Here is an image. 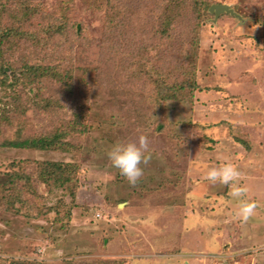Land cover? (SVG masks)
Instances as JSON below:
<instances>
[{"label":"rangeland","instance_id":"1","mask_svg":"<svg viewBox=\"0 0 264 264\" xmlns=\"http://www.w3.org/2000/svg\"><path fill=\"white\" fill-rule=\"evenodd\" d=\"M22 1L34 35L0 40L8 83L51 74L0 85V264H264V0ZM21 5L0 0L5 25ZM141 134L132 187L107 152ZM224 162L258 204L247 222L205 179Z\"/></svg>","mask_w":264,"mask_h":264},{"label":"clouds","instance_id":"2","mask_svg":"<svg viewBox=\"0 0 264 264\" xmlns=\"http://www.w3.org/2000/svg\"><path fill=\"white\" fill-rule=\"evenodd\" d=\"M107 157L111 166L119 171L130 186L135 187L144 175L141 165H147L151 159L148 137L141 134L137 141L117 142L107 152ZM241 175L236 165L224 162L218 167L209 168L205 179L212 183L219 182L229 190L228 195L238 202L236 217L247 222L254 216L258 204L245 198L249 189L239 183Z\"/></svg>","mask_w":264,"mask_h":264},{"label":"trees","instance_id":"3","mask_svg":"<svg viewBox=\"0 0 264 264\" xmlns=\"http://www.w3.org/2000/svg\"><path fill=\"white\" fill-rule=\"evenodd\" d=\"M15 2L21 3L22 5L20 7H18L17 9L20 11L21 10V14L19 16V14L11 15V24L5 25L3 22V20H1L0 18V40L2 38H9L10 36H16L17 34H19V30H21V32L23 33V36H27V34L29 36L34 35V34H30L27 33L28 31L25 30L23 28L24 23L26 22L25 18H27L29 16L28 10L27 8H29L30 11H33V6H30L27 3H22V0H13ZM32 9V10H31ZM35 12V11H34ZM1 15V14H0ZM14 18V19H13ZM3 21V22H2ZM18 21L17 23H19V25L17 23H14ZM15 24V25H14ZM22 28H21V26ZM22 36V37H23ZM1 44H0V85H14V87H17V85L21 82V74L22 76H24V78H29L30 75L34 74L36 76H42V75H50L51 71L49 70V68L46 67H42L39 66V68L33 69L34 66H31L29 63H23L22 67L20 68V75H17L15 73L12 74V78H14L15 80H12L10 83H8V78L9 75H7L4 72V59H2V49H1ZM53 69V68H52ZM39 71V74H36V72ZM4 76H3V75ZM55 76H57V78H62V74L60 73H54ZM3 76V77H1ZM36 76L31 77V79L29 78L28 82H32L34 80H36ZM56 78V77H55ZM63 79V78H62ZM35 82V81H34ZM32 82V83H34ZM160 79H158L156 81V83L159 84ZM162 83V82H160ZM163 86H164V91L168 94L167 97H175L178 95L180 90H184L186 88H188L189 90H194L196 88H199V85L194 82H184V83H172L169 84L168 82H163ZM86 128V126H83L80 128L82 131H84V129ZM58 134H55L54 136H38L37 138H26L23 141H14V140H10L8 142H5L6 145L10 146V147H17V148H33V149H46L50 146H52L53 143L56 142V140L58 139ZM12 264H38L37 262H25V261H13Z\"/></svg>","mask_w":264,"mask_h":264},{"label":"water","instance_id":"4","mask_svg":"<svg viewBox=\"0 0 264 264\" xmlns=\"http://www.w3.org/2000/svg\"><path fill=\"white\" fill-rule=\"evenodd\" d=\"M210 12H214L215 15H218L221 12H228L234 15H238L236 14V12L232 9V7H230L229 5L225 4V3H213L210 8H209Z\"/></svg>","mask_w":264,"mask_h":264}]
</instances>
